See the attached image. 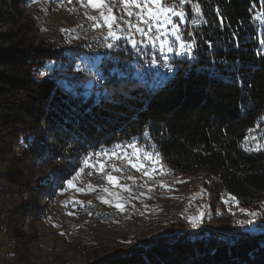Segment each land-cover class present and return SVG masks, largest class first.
Returning a JSON list of instances; mask_svg holds the SVG:
<instances>
[{
    "label": "trees",
    "instance_id": "obj_1",
    "mask_svg": "<svg viewBox=\"0 0 264 264\" xmlns=\"http://www.w3.org/2000/svg\"><path fill=\"white\" fill-rule=\"evenodd\" d=\"M32 2L0 0V196L17 198L0 219V236L21 249L32 239L24 227L32 229L42 213L36 204L49 177L31 175L38 162L56 175L60 192L90 145L143 140L145 130L171 169L199 180L211 207L228 193L241 206L264 212V147L255 150L264 145L261 0H192L202 16L186 3L183 36L196 39V60H171L173 74L157 89L126 75L109 76L103 86L94 81V88V71L105 77L121 68L130 43L115 41L101 62L83 41L53 49L35 39L32 18L23 13ZM232 239L228 245L200 233L190 241L173 226L151 246L105 264H264V232Z\"/></svg>",
    "mask_w": 264,
    "mask_h": 264
},
{
    "label": "rangeland",
    "instance_id": "obj_2",
    "mask_svg": "<svg viewBox=\"0 0 264 264\" xmlns=\"http://www.w3.org/2000/svg\"><path fill=\"white\" fill-rule=\"evenodd\" d=\"M33 1L27 10H22L24 15L32 18V29L36 40L48 42L53 49H58L66 44L76 45L82 40L83 42L85 41L84 43L87 42L79 31L78 20L73 19L69 13L63 11V9L50 6V0ZM104 2L109 7H112L113 15L117 17V22L124 29V32L120 33V35H125L127 33V26L120 19L122 16H120L117 10L116 1L104 0ZM171 5L169 4V6ZM87 8L99 14V10H94L90 6ZM174 19L179 20L178 17ZM185 26V22L179 25L182 34L184 33ZM105 29L108 31L106 27ZM0 30H3V27ZM59 35L64 37V41L55 43L54 40H57ZM110 42L114 43L113 41ZM86 45L88 46V42ZM157 45L159 47V42H157ZM168 55L173 61L181 59L175 56V53ZM96 57L99 61L100 57L98 55ZM98 61L96 65L99 64ZM120 65L119 67H121ZM95 73L96 70L92 77L93 85ZM136 74L134 73V77H136ZM51 77H55L54 71L51 73ZM82 161L81 167L83 166ZM3 171L4 168L0 167V173ZM48 171L49 169L44 168L38 162V170L34 169L31 175L37 178L42 173ZM48 173L47 183L53 176L52 173ZM180 181L177 176L175 182L178 183L174 187H170L171 190L167 187L165 190H162L159 187L149 185L147 188H155V191H151L155 194L147 190L149 194L146 196L140 195L141 192H138L131 182L127 184L119 181V185H127L130 192L123 191L119 186L115 188L111 187L110 191L118 192L122 197L121 202H125V209L130 205V201L140 202L142 216L139 217V221L137 220L127 229L115 227L107 229L97 226L80 229L79 224H75L74 228H68L63 223L59 208L48 204L47 200L50 193H53L52 198L62 199L66 204L74 203L75 201L83 203L91 202L111 213H118L120 211L100 201L98 197L101 195L110 200H113V198L106 193H102L99 188H96L95 191H88L86 186L89 183L94 184L87 177H83L82 174L74 181L75 187L69 188L66 184V188L60 192L56 190L55 184L53 185V190L50 191L51 189L47 184L45 195L36 204L37 207L42 209V213L38 216L32 229L26 225L24 227L25 235L28 237L33 236L32 239L21 249L14 244L13 240H9L5 234H2L0 236V264H105L116 257L129 254L134 249L151 246L156 242L158 237L165 235L173 226H175V229L185 232L190 241H196L198 235L203 233L218 241H225L228 245L232 244V238L251 237L264 232V228L259 227L260 225H264L261 219H257V228L251 232L246 231L251 226L237 223V221H246L248 219L246 215L240 212L241 208L247 211L257 210L241 206L240 203L237 205L235 201L230 199L232 195L228 193H224L221 196L219 204L216 207H211L208 200L209 194L201 188L198 179ZM76 188H84L86 191L85 193H80L76 191ZM122 193L128 194L127 198ZM16 202V197L10 195L0 196V219ZM113 203H115V200H113ZM201 212L204 213L203 221L196 228H192L188 219L198 216ZM95 248L100 249L96 257L93 250Z\"/></svg>",
    "mask_w": 264,
    "mask_h": 264
},
{
    "label": "snow or ice",
    "instance_id": "obj_3",
    "mask_svg": "<svg viewBox=\"0 0 264 264\" xmlns=\"http://www.w3.org/2000/svg\"><path fill=\"white\" fill-rule=\"evenodd\" d=\"M68 2L71 3L72 0H68ZM77 2L81 5V7L90 6L94 10H99V19L92 15H88L87 18L94 22V29L101 27H106L108 29L107 34L104 37V41L106 43V47L109 49L114 47V43L108 42L109 40L115 42L120 41L121 39L130 43L133 49L137 48L138 41L133 38V34L135 33L139 34L142 38H146L148 44H150L153 48H155L157 42H159V52L165 61L168 60V55L165 53H175V56L181 58L182 63L196 60V39L193 37L190 41L186 40L180 32L179 25L185 22L188 18L185 12L186 3L191 4L192 11H194L198 16L203 15L200 3H194L192 0H177L176 3L169 6L168 0H120L127 17H135L134 22L132 19H124L123 17L120 18L127 26V33L121 36L120 33H123L124 29L121 28L120 24L117 22V17L113 15L112 7L105 4L104 0H87V4H85V0H77ZM261 2L264 3V0H261ZM252 7H256L255 2ZM216 15L220 17V27L222 28L224 26V18L221 16L219 9H216ZM176 17H178L179 20L174 19ZM204 23H208V21L205 20ZM233 38H237L235 33H233ZM142 42L143 41H140L139 43ZM206 43L208 44V49L210 50L213 47L212 42L206 41ZM259 43L261 49L264 50V39H261ZM150 63L152 66H156V58L153 57ZM169 71H171L170 67ZM209 75H212V73H209ZM249 132H251V130H249ZM142 136L145 139L150 138L149 131H143ZM28 139L31 140V138ZM247 139L248 137L246 136L245 143ZM20 142L24 144V138H21ZM25 147H27V145H25ZM261 147H264V145L258 144L255 150L259 151ZM127 149H132V151L129 152ZM245 150L250 151L253 149L246 148ZM113 160L125 161L132 168L136 169V171L140 172L146 168L144 161L152 163L160 161L161 155L156 144L151 145V151L141 149L137 145L136 137H133L126 144L118 142L112 148H104L102 146L100 151H90L86 153L82 161L84 167H80L79 170L76 171L75 176L71 180L67 181L68 187H75L74 181L81 176V174L85 171V168L96 170L98 173H104L105 168L110 167L112 171L105 173L103 176L106 182L114 188L119 186L123 191L130 192L129 187L127 185H119V178L112 174L113 172H123V169L117 164L109 163V161ZM150 171H155V169L152 168L144 170L142 171V175L149 176ZM93 174L94 173L91 170L88 172L89 176ZM55 178L56 175L53 174L52 179ZM127 179L132 180L133 183H135V178L133 176L129 175ZM160 186L168 187L163 184ZM97 187L98 186H94L90 183L86 186L88 191H95ZM151 190L152 189H149V191ZM169 190L171 189L169 188ZM76 191L85 193L86 190L84 188H76ZM100 191L102 193H106L108 196L112 197L113 200H115V203H113V200L107 199L104 195H101L98 198L102 203L113 206L120 212L125 211V202H121L122 197L118 192L110 191L108 187H100ZM140 195H143V193ZM230 199L235 201L238 205L239 202L236 201V197L230 196ZM74 203L84 207V204L81 201H75ZM225 203H227V201H225ZM240 212L246 215L248 219L246 221H237V223L251 226L246 229L248 232L256 230L257 219H264V212L247 211L243 208L240 209ZM68 214L73 215L72 212H69ZM89 215H91V213H89ZM203 218L204 213L201 212L198 216L189 218L188 222L192 228H196L198 224L203 221ZM259 227L264 228V225H260Z\"/></svg>",
    "mask_w": 264,
    "mask_h": 264
},
{
    "label": "bare ground",
    "instance_id": "obj_4",
    "mask_svg": "<svg viewBox=\"0 0 264 264\" xmlns=\"http://www.w3.org/2000/svg\"><path fill=\"white\" fill-rule=\"evenodd\" d=\"M115 1H116L117 10L119 11L120 16H122L124 19H132L134 22L135 17H132V18L127 17L125 13V9L123 5L120 3V0H115ZM59 2L60 0H50V6L58 8V9H63V11H66L67 13H69V15L72 16L73 19L78 20L79 31L81 32V35L87 40L88 46L91 52L101 57V59L106 58L109 55V48L106 47V43L104 41V37L107 34V31L105 27L94 29L93 27L94 22L90 21L87 18L88 15H92V16H96L99 19V14L94 13L91 10H88L87 7H81V5L77 2V0H72L71 3H69L68 0H63V7L58 5ZM85 4H87V0H85ZM91 28L94 33L91 32ZM133 38L138 41V46L135 49L132 48L131 63H128L127 62L128 60H127L121 68L114 69L113 71L109 73L110 75H106L105 77H100L99 75H95L94 76L95 83H97L100 86H103L108 81L109 76L111 78V77H120L122 75H126V76H129V78H133V80L135 81H139L140 83L147 85L151 89H157L162 86L166 77L171 76L173 74L174 68L170 63L172 58L169 57L168 53H165L166 55H168V60L163 61L162 76H161L160 63H159V56L161 55V53L159 52L158 45H156L155 48L153 47L151 48V56H152L151 60L153 57L156 58V66H152L150 63L151 71L146 72V74L141 73L140 70L142 68H148V65H149L150 44L146 42L147 41L146 38H142L139 34H133ZM140 41H143V42L139 43ZM169 67L171 68V71H169ZM134 73H137L136 77H134ZM142 139L143 140L137 139V145L141 149H147L151 151L150 150L151 139L150 138L145 139L143 137ZM131 151L132 149H130V152ZM160 155H161V152H160ZM109 163L117 164V160L109 161ZM144 163L147 164L148 167H153L155 169V171L149 173V176L142 175V171L147 170V169H143L142 171L138 172L136 171V169L132 168L126 162H121V164H117L119 167L123 169L122 173L113 172L112 174H114V176H117L119 178V181L121 182H124L127 184H130L129 182H131L133 184V187L138 192L143 193L144 196H146L147 194H149V192L155 189L154 188L151 191H149V189H151L150 187L147 188V186L149 185H153L155 187H159V189L165 190L166 187H161L160 185L161 184L166 185L168 186L167 188L174 187L178 183V182H175L177 176L179 177V180H181L180 182H183L188 179H194L193 176H188V175L183 176L181 175V173H178L175 170L171 169L168 166V164L165 162V159L162 157V155H161L160 161H157L154 163L149 162V161H144ZM93 173H94L93 175L89 176L88 172H84L82 176L87 177V179L91 183H93L95 186H98L97 188H99L100 190V187H104V184L99 182L98 179L96 178H103L105 174V170H104V173H98L96 170H93ZM129 175L135 178V183H133L132 180L127 179ZM47 184L49 188L51 189L50 191H52L53 185H54V181L52 180V178L48 181ZM108 188L111 190V187H108ZM122 194L127 198L128 194L127 195L126 193H122ZM52 195L53 193H50V195L48 196L49 197L47 200L48 204L51 206H57L59 208V211L62 214L63 223L68 228H72L75 224L76 225L79 224L80 229H84L89 226L104 227L107 229H111V227H115L118 229L120 228L127 229L130 227L131 224L135 223L139 219L140 216H142L141 205H140V202L138 201L137 202L130 201V205L125 209L124 212L111 213L110 211L103 210L101 206L95 203H91V202L83 203L84 205H88L87 209L78 208V207H70L68 206L69 204H66L62 199L52 198L53 197ZM69 212H72L73 215H69L68 214ZM89 213H91V215L95 214V217H101V218H93V222H92V218L89 215ZM108 214L109 216L114 217V218H111L109 216H104Z\"/></svg>",
    "mask_w": 264,
    "mask_h": 264
},
{
    "label": "built area",
    "instance_id": "obj_5",
    "mask_svg": "<svg viewBox=\"0 0 264 264\" xmlns=\"http://www.w3.org/2000/svg\"><path fill=\"white\" fill-rule=\"evenodd\" d=\"M58 5H60L61 7H63V0H60V2L58 3ZM91 32H93L92 31V28H91ZM94 33V32H93ZM135 34V33H134ZM147 43H148V41H146ZM151 48H152V46L150 45V56H149V65H148V68H142L140 71H141V73H143V74H146V72H148V71H151V69H150V61H151ZM131 57H132V53L130 54V56H129V59H128V63H131ZM163 61H164V58H163V56L162 55H160L159 56V63H160V71H161V76H162V67H163ZM137 138V137H136ZM131 139H123V140H116V141H113V142H111L110 144H108V145H106V144H104V143H101L99 146H97V147H95L96 145H98V142H95V143H93L92 145H90V147L87 149V152L86 153H88V152H94V151H100L101 150V148H102V146L104 147V148H112L116 143H118V142H120V143H127L128 141H130ZM156 144V143H155ZM157 145V148H158V144H156ZM127 151H129L130 152V149H127ZM85 157V156H84ZM121 162H125V161H120V160H117V164H121ZM135 162V161H134ZM146 165V168L145 169H147V170H149V169H152L153 167H148L147 166V164H145ZM83 167H84V165H83ZM93 171L92 169H88V168H85V171L84 172H89V171ZM83 172V173H84ZM107 172H111V168L110 167H106L105 168V173H107ZM151 172H153V171H150L149 173H151ZM82 173V174H83ZM114 175V174H113ZM96 179H98V181L99 182H101L102 184H104V187H113L112 185H109L107 182H106V180L104 179V178H96ZM68 206H70V207H78V208H84V209H87L88 208V205H84V207H81L79 204H76V203H69V205ZM125 215H127V214H125ZM91 216V218H92V222H93V218H101V217H95V214L94 215H90ZM104 216H109V214L108 215H104ZM109 217H111V216H109ZM111 218H114V217H111ZM73 225V224H72Z\"/></svg>",
    "mask_w": 264,
    "mask_h": 264
}]
</instances>
